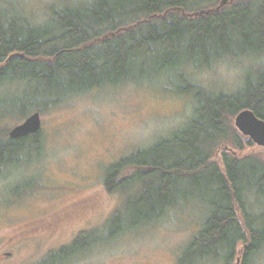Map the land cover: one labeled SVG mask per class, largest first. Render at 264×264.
<instances>
[{
	"label": "trees",
	"instance_id": "1",
	"mask_svg": "<svg viewBox=\"0 0 264 264\" xmlns=\"http://www.w3.org/2000/svg\"><path fill=\"white\" fill-rule=\"evenodd\" d=\"M50 8L39 25L0 14V86L19 84L25 92V99L0 101V112L17 111L22 119L92 89L165 75L194 108L168 137L106 168L104 186L126 195L124 209L101 228L81 231L40 264H63L160 220L181 203L203 208L204 219L178 264L220 256L229 264L239 246L247 249L245 264L248 254L264 246V161L228 152L221 165L212 158L222 142L240 146L233 125L239 111L250 109L264 120V66L247 72L233 93L208 91L193 81L190 69L263 54L264 0H92ZM39 134L0 135V169L40 159ZM251 196L258 200L259 214L248 204Z\"/></svg>",
	"mask_w": 264,
	"mask_h": 264
},
{
	"label": "rangeland",
	"instance_id": "2",
	"mask_svg": "<svg viewBox=\"0 0 264 264\" xmlns=\"http://www.w3.org/2000/svg\"><path fill=\"white\" fill-rule=\"evenodd\" d=\"M91 1H0V14H15L39 25L48 17L50 7ZM262 66L264 53L225 58L210 67L190 70L193 81L208 91L233 93L242 87L247 72ZM15 96L25 99L21 85L0 86V101L8 102ZM193 108V100L175 93L165 75L152 81L92 89L42 110L40 159L0 169V264H40L81 231L101 228L116 210L124 209L126 200L123 193L105 188L106 168L136 149L168 137L189 120ZM0 113L1 136L30 114L21 119L17 111ZM239 135L240 146L222 142L212 159L221 165L223 152H228L264 161V147L253 141L248 144V137ZM247 201L259 214L258 200L251 196ZM202 209L197 204L181 203L160 220L92 246L63 264H178L184 247L201 226ZM243 248L238 247L229 264H236L237 257L242 264ZM197 264L225 261L220 256ZM245 264H264V246L248 254Z\"/></svg>",
	"mask_w": 264,
	"mask_h": 264
},
{
	"label": "water",
	"instance_id": "3",
	"mask_svg": "<svg viewBox=\"0 0 264 264\" xmlns=\"http://www.w3.org/2000/svg\"><path fill=\"white\" fill-rule=\"evenodd\" d=\"M235 128L255 144L264 147V120L257 117L250 109L239 111L234 117ZM41 128V116L38 111L30 113L21 123L13 126L8 135L10 138H20L36 133Z\"/></svg>",
	"mask_w": 264,
	"mask_h": 264
},
{
	"label": "flooded vegetation",
	"instance_id": "4",
	"mask_svg": "<svg viewBox=\"0 0 264 264\" xmlns=\"http://www.w3.org/2000/svg\"><path fill=\"white\" fill-rule=\"evenodd\" d=\"M240 261H241V260L237 257V263H236V264L241 263Z\"/></svg>",
	"mask_w": 264,
	"mask_h": 264
},
{
	"label": "bare ground",
	"instance_id": "5",
	"mask_svg": "<svg viewBox=\"0 0 264 264\" xmlns=\"http://www.w3.org/2000/svg\"><path fill=\"white\" fill-rule=\"evenodd\" d=\"M55 39V38H54Z\"/></svg>",
	"mask_w": 264,
	"mask_h": 264
}]
</instances>
